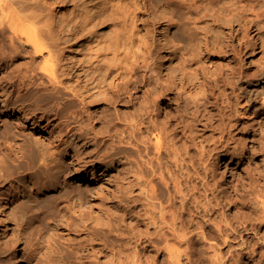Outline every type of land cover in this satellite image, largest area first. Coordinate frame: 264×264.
I'll use <instances>...</instances> for the list:
<instances>
[{
	"label": "bare ground",
	"instance_id": "bare-ground-1",
	"mask_svg": "<svg viewBox=\"0 0 264 264\" xmlns=\"http://www.w3.org/2000/svg\"><path fill=\"white\" fill-rule=\"evenodd\" d=\"M187 1L150 0V6L170 29L179 24L178 5ZM148 2L0 0V89L27 90L14 100L5 97L4 110L34 124L46 120L51 134L44 139L25 135L23 150L11 164L0 165V210L11 214L8 204L24 179L38 192L57 191L43 201L39 193L31 194L32 220L25 228L42 237L58 213L87 198V189L68 180V155L88 185L95 181L97 164L105 170L122 164L132 173L127 185L139 188V224L125 229L121 243L111 247L118 248L116 253L104 264H259L264 219L253 208L264 200L247 182L239 195V209L246 212L236 224L227 211L237 199L222 198L214 167L242 155L236 147V117L264 109V68L252 78L230 61L219 70L213 52L220 35L207 24L204 29L198 17L190 19L201 31L199 37L193 31L198 39L192 53L176 63L189 42L184 34L168 31L165 38L150 40L140 27ZM18 60L24 69L16 66ZM31 94L41 116L21 106ZM11 133L22 136L16 128ZM125 200L123 214L129 216L134 199L128 195ZM14 240H22L21 235ZM10 245H0V264ZM102 247L106 253V240Z\"/></svg>",
	"mask_w": 264,
	"mask_h": 264
},
{
	"label": "rangeland",
	"instance_id": "rangeland-1",
	"mask_svg": "<svg viewBox=\"0 0 264 264\" xmlns=\"http://www.w3.org/2000/svg\"><path fill=\"white\" fill-rule=\"evenodd\" d=\"M147 1H149V8L144 7L140 27L150 40H156L161 36L165 38V33L168 31L170 36L176 33L184 34L185 42H189L185 53L180 52L176 56V63L180 62L182 54L188 57L192 53L191 46L197 41L201 31L196 30L190 19L198 17L201 19L200 24L204 29L207 26H212L216 30L214 34L220 35L221 43L213 52L219 64H216L219 70L223 67L226 68L227 62L230 61L246 77L252 78L264 68V0H188L184 5H178L179 24L170 29H167L166 24H160L159 18L153 13L150 6V0ZM189 30L192 32L189 33ZM195 30L198 31L196 34L198 37H195V32L192 36ZM190 39H192L191 43ZM254 47L256 49H253ZM159 64L161 65V61ZM16 66L19 69L25 68L22 60L16 61ZM26 91L19 92L18 88L9 85L5 90L0 89V165L11 164L16 154L23 150L22 139L25 135L40 137L51 135L45 129L47 128L46 120L34 124L31 119L24 120L19 112L8 114L9 111L4 110L9 103H5V97L14 100L25 94ZM31 95L21 101V106L25 107L28 112L41 116L39 113L41 111L35 107H38L37 103H34L36 96ZM236 122L240 132L236 147L242 152V155L234 157L235 162L232 161L229 165L217 163L214 167V174L221 185L222 198L234 201L237 199V206L231 204L227 211L230 219L233 218L237 224L240 222L239 217L241 218L245 214L243 213L245 210L239 209L241 207L239 195L245 189L247 182L252 181L253 186L259 190V199L264 200V109L249 118L241 119L237 116ZM13 128L21 131L22 136L13 137L11 133ZM243 140L246 141L244 146ZM237 161H239L238 164ZM65 163L70 167L69 182L75 186L81 185L82 189H87V198L81 201L77 200L74 204H70L68 209L58 213L57 221L52 229H44L45 234L36 238V236L30 235L31 228H25L28 227L27 223L32 220L29 217L32 214L29 205L34 199L31 194L39 193L37 199L43 201L50 199L57 191L38 192L29 182L27 183L25 179L22 180L21 188L17 189V192L19 190L20 192L8 204L11 214L6 216L3 210H0V245H6L8 241L13 244L2 254L5 257L2 264H52L54 260L62 261L63 264H104L109 261L111 254L116 253L118 248L112 250L111 247L121 243L119 237L124 234L125 229L128 226L134 229L139 224L136 212L140 208V206L136 208L137 205H140L139 188L134 184L127 185L128 180L132 178V173L127 174L124 165L120 164L117 167L108 165L105 170L99 168V164H97L94 168L95 181L88 185L90 181L75 173L76 163L73 162L71 156L68 155L65 158ZM248 164L249 166H247ZM25 185L28 186L26 194L23 191ZM128 195L134 199L129 201L133 212L129 216H124L125 203H127L125 196ZM263 207L264 204L260 203L256 205L257 209L253 208V210L259 211L264 219ZM22 214L26 219L28 218L25 219L26 223L23 221ZM5 218H7L6 222ZM4 222L9 228L7 239H4L2 234ZM23 228L25 230L21 233ZM18 234L21 235L22 240L16 242L14 239ZM104 240L109 245L106 253L103 252L102 247ZM227 252L228 248L226 247L223 249V253ZM231 261L229 264H238ZM259 264H264V259Z\"/></svg>",
	"mask_w": 264,
	"mask_h": 264
}]
</instances>
